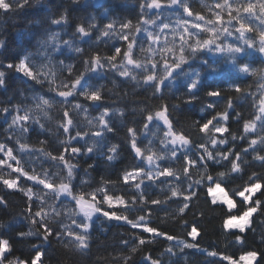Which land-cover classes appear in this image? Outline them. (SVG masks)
Here are the masks:
<instances>
[{"label":"snow or ice","instance_id":"1","mask_svg":"<svg viewBox=\"0 0 264 264\" xmlns=\"http://www.w3.org/2000/svg\"><path fill=\"white\" fill-rule=\"evenodd\" d=\"M26 2L27 0H21L20 7H23ZM233 5L236 6L233 7ZM9 7L10 5L6 0H0V10H7ZM205 7L211 14L210 18L201 15L199 12H194L189 0H167V3H163L162 0H141V19L135 26V32L131 31V21H113L104 25L100 33L101 37L117 38L126 42V47L122 49L113 45L114 52L110 55L93 53L86 56L82 61L83 70L77 69L71 63L66 64L63 60L52 63L50 55L48 59L53 71H38L36 65L27 57H23L14 63L5 64V68L12 69L37 84L43 85L47 82V92L55 93L54 96L39 93L33 95L32 106L0 107V117L5 120L7 117L3 115L4 113L15 112L11 124L5 131L15 130L20 135L27 136L36 131L32 127L35 125L39 129L37 135L46 131L50 132V129L42 122V118L46 121H52L54 117L49 114V110L60 105L61 112L57 120V131L62 129L63 133L67 135V140L58 142L60 146H63V151H60L58 155H53L51 151L47 150V140L40 141L42 147L32 149L33 152H38L45 159L55 162L58 169L55 172H50L48 169L38 172L35 168L27 170L24 163L18 160L17 155L14 154L29 150L27 143L19 142V136L9 137V139L16 140L18 148L0 143V154H2V158H0V184L6 190H18L27 198V206L24 209L27 214L25 219H29L32 225L39 226L35 230L16 232L20 238L38 237L39 243L33 244L31 247L39 248L40 244L52 241L54 238L63 244L69 259L79 258L82 260L88 254L91 224L97 216L108 221L126 222L133 229L143 227L144 232L153 234V238L165 236L169 241L176 240L172 235L158 232L156 228L147 226L149 221L145 215L132 220L127 215L119 214L117 210H106L104 206L113 209L115 205L126 211L128 207L137 202L141 206L149 203L151 205L163 204L165 201L160 199L146 200L142 185L144 188H150L152 185L162 182L172 185L176 181V172L171 167H162L157 162L180 160L181 157L183 162L181 180L187 182V189L181 190L173 186L170 196L166 199L170 200L183 195L185 202L179 208V212L184 213L185 209L189 207L191 199L197 196V189L207 184V194L211 197V204L227 208V215L223 219L222 228L224 230L237 229L239 234L235 235L233 242L237 245L245 243V233L251 228L254 216L260 212L261 208H264V201L256 199L257 194H264V174L253 172L245 181L244 186L232 195L223 186V181L225 177L240 174L243 171V167L249 163L244 159L248 153H255L252 156V161L258 162L259 166L264 167V155L260 154L255 147L257 145L264 146V0H217L216 3L205 5ZM168 8L182 10L177 12L174 24L160 20L163 9ZM150 9L157 10L153 19L145 18L146 10ZM225 13L227 19H225ZM243 14H247V21ZM157 21L160 22L157 23ZM254 21L258 22V26H254ZM51 22L56 25L67 24L68 16L66 12H63L59 18L52 19ZM117 23H119V31L116 28ZM149 24L154 26V30L146 28ZM97 27L98 25L94 23H89L87 26L83 23L77 24L75 34L81 40H87L90 39L92 29ZM59 35V33L48 35L47 39L41 41L42 47L51 46L52 50L55 51L61 49V45H63L71 48L78 56L83 55L84 50L82 48L75 47L71 40H58ZM169 35L172 37L171 40L168 39ZM144 42H146V47ZM2 46L3 41H0V47ZM136 47H140V51L145 54L143 59L136 58ZM206 53L219 54L216 58L231 62L232 67L239 73L255 78L253 84L245 87H242L240 83L230 85L236 96L227 98V106L223 112H217L199 124L198 131L210 140L211 149L207 143L194 146L188 134L182 130H177L171 116L173 111L180 109V105L170 104V97L165 96L164 91L167 89L170 94L175 84L183 78L186 85V98L182 102L183 104L193 103L197 99L195 93L199 91L202 73L200 71H187L185 65L194 56L205 55ZM249 56L262 58L261 66L254 68L251 60L248 59ZM204 63L210 71L218 70L216 67L208 65L207 60ZM56 68H59L61 72L67 71L68 78L61 79L57 83V75L54 71ZM106 68L124 80L136 81L137 87H143L146 90L151 89L147 97L148 102L136 101L135 103L143 106L139 109H133L134 112L138 111L143 116L144 122L139 132L133 126L127 127V143L131 151L136 158L146 161L147 164V169L135 167L131 171H124L121 175L124 185L137 190L138 197L131 200H126L122 195L111 194L115 182L103 178L99 187L89 191H85L83 187L77 190L72 183L77 174V165L72 161L80 155L87 156L89 153H95L98 148L104 147L101 141L106 139L107 134H115V126L112 123L110 113L114 115L115 112L119 111L121 117L125 116L124 109L104 108L99 116L93 118L96 121L94 125L92 120H89V124L97 130L93 132L76 130L75 134H72L73 129L77 128L74 115L80 112H88V107L84 104L73 101H76L77 97H83L84 101L90 102V106L99 107L103 99V85L97 87L93 81L100 77ZM136 73L140 74V79ZM5 75L6 73L0 70V88L6 87ZM113 83L115 84V81ZM205 95L209 98L223 99L219 88H211ZM249 97H251V119H244L241 138L247 139L249 135L254 138L247 139L248 146L239 152L235 151L234 148L227 151H216V146H224L229 142L225 134H230L232 140L237 139L235 133H230V129L226 125L233 118V113H235L237 122L243 119V112L236 110L237 107H243V105L237 102L246 101ZM156 99H159L161 103L153 106L150 101ZM214 107V103L211 102L207 105V108L211 110H214ZM200 111L204 112L205 109L201 108ZM34 112H38L39 115H34ZM153 126L162 132L158 139L164 147L153 150L154 146L149 140V145L142 149L139 143V135L143 132H151ZM151 134L156 136L155 132ZM217 134H219V138ZM89 139L94 142L86 150L81 146H73V143L77 145H80L81 142L87 144ZM193 149L196 158H193L191 154ZM119 153L120 146L112 143L107 145V153H101V155H106V161L111 163L118 159ZM13 161H15V165L12 163ZM224 162L230 163L228 172L219 171L214 175L210 174L211 165H221ZM92 167L93 164H89L85 172H88ZM5 168L9 170L7 175L3 173ZM192 168L201 169L198 179H192ZM21 177L24 179L21 180ZM28 181H31L35 186L42 187L37 192L33 191V187H23V184ZM86 183V181H81L82 185ZM49 196L55 198L51 204L47 199ZM234 197H239V201ZM65 199L69 201L68 204L64 203ZM240 206H243V211H240ZM7 207L8 201L0 196V211ZM34 208L35 210H33ZM234 210L238 211L239 215H233ZM64 220H70V223H64ZM0 228L11 230V224L0 223ZM187 235L192 238V242L178 241L176 245H170L166 251L175 255L174 248L182 244L184 247L195 249L197 252L202 251L209 257H218L224 264L225 262L227 264H241V262L242 264H253V262L258 264L260 253L256 250L241 251L237 259L231 254L202 249L197 240L199 232L196 226H193ZM137 240V247L152 242L151 239L143 237H137ZM119 244L122 247H127L130 241L121 240ZM137 247H132L131 252L135 253ZM11 254L12 245L9 240L0 236V264H44L45 254L41 250H37L30 260L19 257L10 260ZM131 259V256L123 257L125 264H128ZM143 259L145 264H160L158 260L147 254Z\"/></svg>","mask_w":264,"mask_h":264},{"label":"trees","instance_id":"2","mask_svg":"<svg viewBox=\"0 0 264 264\" xmlns=\"http://www.w3.org/2000/svg\"><path fill=\"white\" fill-rule=\"evenodd\" d=\"M6 2L10 7L7 10H0V41H3V46L0 47V70L6 73V87L0 88V107L32 106V96L37 93L46 96L55 95V93L47 92V82L43 85L37 84L14 70L5 68V64L14 63L23 57H27L36 65L38 71L48 72L53 71L48 59L50 55L52 63L63 60L66 64L71 63L77 69L83 70L82 61L86 56H90L93 53L110 55L114 52L113 45L122 49L126 47V42L117 38L101 37L100 33L104 25L113 21H131V31L135 32V26L141 19V0H104L100 6H95L91 0H76V2L74 0H27L23 7H20L21 0H6ZM162 2L167 3V0H162ZM216 2L217 0H189L194 12H199L208 18L211 17V14L205 5ZM235 6L233 5V7ZM178 11L182 10L163 9V15L160 20L174 24ZM63 12H66L68 16V23L53 24L51 22L52 19L59 18ZM146 12L145 18L148 19L155 18L157 13L153 9L146 10ZM243 15L247 21V14ZM93 17L95 18L94 20L92 19ZM225 19H227L226 13ZM159 22L157 21V23ZM81 23L85 26L89 23L98 25L97 28L92 29L90 39L81 40L75 34L76 25ZM233 24H235V21H233ZM254 26H258V22L254 21ZM116 28L118 31L120 30L119 23L116 24ZM146 28L154 30V26L151 24L147 25ZM53 33L60 34L58 37L60 41H73L75 47H80L84 50L83 55L78 56L71 48L63 45H61V49L55 51L52 50L51 46L42 47L41 41L47 39V36ZM137 35H140V33H137ZM97 37H100V39H97ZM168 39H172L171 35L168 36ZM144 46H147L146 42H144ZM135 54L137 59H143L145 55L140 51V47L135 48ZM218 56L219 54L212 53L194 56L185 65L187 71H200L202 73L199 91L195 93L197 99L193 103L183 104L182 102L186 98V85L183 78L175 84L170 94L167 89L164 90L165 96L170 97V104L180 105V109L173 111L171 116L177 130H182L188 134L194 146L200 143H207L210 149L212 148L210 140L198 131L199 124L211 118L217 112H223L227 106V98L236 96L230 85L240 83L242 87H245L253 84L255 79L252 76H245V74L239 73L232 67L231 62L216 58ZM248 59L251 60L254 68L261 66L262 58L249 56ZM205 60H207L208 65H212L218 70L215 72L210 71L204 63ZM54 71L57 75V83L61 79H67L69 76L67 71L61 72L59 68L54 69ZM136 75L140 79V74L136 73ZM113 81H115V84ZM93 82L97 87L103 85V99L99 107L90 106V102L84 101L83 97H77V100L73 101L84 104L88 107V112H80L74 115L77 128L73 129L72 134L74 135L76 130L81 132L97 130L89 124V120H92L94 125L96 121L93 118L99 116L104 108L124 109L125 116L121 117L119 111L115 112L114 115L110 113L112 123L115 126V134H107L106 139L101 141L104 147L98 148L95 153H89L87 156L80 155L72 161V163L77 165V174L74 176L72 183L77 190L83 187L85 191H89L99 187L103 178L115 182L114 187L111 189V194L122 195L126 200L137 198V190L124 185L121 175L124 171H131L135 167L147 169V164L146 161L136 158L131 151L127 143V127L133 126L139 132L144 122L143 116L138 111L134 112L133 109H139L143 106L135 103L136 101L148 102L147 97L151 89L146 90L143 87H137L136 81L124 80L116 73L108 71L107 68ZM211 88H219L223 99L207 97L205 93ZM210 102L214 103V110L207 108ZM150 103L155 106L161 101L156 99L150 101ZM237 103L243 105V107H237L236 109L243 112V119L237 122L235 113H233V118L226 125L230 129V133H235L237 139L232 140L230 134H225L229 142L224 146H216V151H227L230 148H234L235 151L239 152L248 146L247 139L254 138L251 135L247 139L241 138L244 119H251V97L246 101L242 100ZM201 108H204L205 111L201 112ZM60 112L61 106L56 105L49 110V114L54 117L52 121H46L42 118V122L50 129V132L46 131L37 135L39 129L33 125L32 127L36 131L27 136H22L15 130L6 132L5 129L11 124L15 112L4 113L3 115L7 119L0 117V143H6L10 147L18 148L16 140L9 139V137L19 136V142L27 143L29 150L28 152H15L14 154L17 155L18 160L24 163L27 170L35 168L38 172L43 169H48L50 172L58 171L55 162L45 159L38 152H33L32 149L42 147L40 141L47 140V150L51 151L53 155H58L60 151H63V146H60L58 142L67 140V135L63 133L62 129L59 132L57 131V120ZM34 115H39V113L34 112ZM85 116H87V119H85ZM152 132H155L156 136H153ZM160 135H162V132L153 126L151 132H143L139 135L140 146L143 149L149 145V140H151L154 146L153 150L163 148L164 146L160 144L158 139ZM217 137L219 138V134H217ZM93 142V140L89 139L87 144L83 142L80 145L73 143V146H81L86 150ZM112 143L120 146V153L117 160L108 163L106 155L102 156L101 153L106 154L107 145ZM255 147L260 154L264 155V146L257 145ZM191 154L193 158H196L194 149ZM253 155L255 153L245 155L244 159L249 161V163L243 167V171L240 174H232L224 178L223 186L229 191L230 195L240 190L253 172L264 174V167L259 166L258 162L252 161ZM0 158H2V154H0ZM12 163L15 165V161ZM157 163L162 167H171L176 172V181L172 185L167 182L157 183L150 188H144L142 185V191L145 193L146 200L160 199L165 201L163 204L151 205L149 203L141 206L137 202L135 205L128 207L126 211L115 205L113 209H108L107 206L104 207L106 210H117L119 214L127 215L132 220L145 215L149 221L147 226L156 228L158 232L172 235L176 240L169 241L165 236L153 238V234L144 232L143 227L133 229L126 222L108 221L103 217L97 216L91 224L88 254L82 260L79 258L69 259L63 244L54 238L52 241L40 244L39 248H33L31 247L33 244L39 243L38 237L20 238L16 235V232H27L30 229L35 230L39 227L38 225H32L29 219H25L27 214L24 209L27 206V198L18 190H6L0 184V196H3L8 201V207L0 211V223L11 224V230L0 228V236L7 238L12 245V254L9 259L15 260V258L19 257L30 260L37 250H41L45 254L44 264H125L124 256L132 257L128 264H145L143 257L146 254L158 260L160 264H224L218 257H209L202 251L197 252L195 249L186 248L182 244L174 248L175 255H171L166 251L170 245H176L178 241L192 242V238L187 233L193 226H196L199 232L197 240L202 249L231 254L236 256L237 259L241 251L256 250L260 253L258 264H264V208H261L260 212L254 216L251 228L245 233V243L237 245L233 241L239 231L224 230L222 228L223 219L227 215V208L211 204V198L207 194V184L197 189V196L191 199L189 207L185 209L184 213L179 212V208L185 202L183 195L170 200L166 199L170 196L173 186L181 190L187 189V182L181 180L183 175L182 157L180 160H165ZM89 164H93V167L88 172H85ZM229 169L230 163L224 162L221 165H211L209 172L214 175L219 171L228 172ZM8 171L6 168L3 169L5 175H7ZM191 171L192 179H198L201 169L192 168ZM23 179L21 177V180ZM81 181H86L87 183L82 185ZM161 181H163V178H161ZM23 187H33V191L37 192L42 186H35L31 181H28L23 184ZM185 194L187 193L185 192ZM47 199L49 204H51L55 198L49 196ZM98 199H101V197H98ZM234 199L239 201L240 198L234 197ZM256 199L264 201V194H257ZM64 203L68 204L69 201L65 199ZM240 211H243V206H240ZM232 214L239 215V212L234 210ZM53 219H55L54 216ZM63 222L70 223V220H64ZM137 237L151 239L152 242L137 247ZM121 240H129L130 244L127 247H122L119 244ZM132 247H137L135 253L131 252Z\"/></svg>","mask_w":264,"mask_h":264},{"label":"water","instance_id":"3","mask_svg":"<svg viewBox=\"0 0 264 264\" xmlns=\"http://www.w3.org/2000/svg\"><path fill=\"white\" fill-rule=\"evenodd\" d=\"M91 1L94 3L95 6H100L101 3H102L104 0H91ZM172 9H173V8H172ZM153 10H155V9H153ZM155 11H157V10H155Z\"/></svg>","mask_w":264,"mask_h":264},{"label":"rangeland","instance_id":"4","mask_svg":"<svg viewBox=\"0 0 264 264\" xmlns=\"http://www.w3.org/2000/svg\"><path fill=\"white\" fill-rule=\"evenodd\" d=\"M211 198V197H210ZM230 230H232V231H238L237 229H230ZM254 263V262H253ZM241 264H242V262H241Z\"/></svg>","mask_w":264,"mask_h":264}]
</instances>
